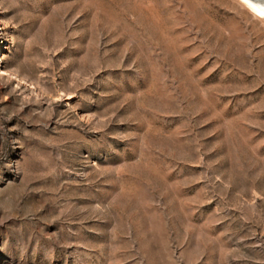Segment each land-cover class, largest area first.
I'll return each instance as SVG.
<instances>
[{
    "label": "rangeland",
    "instance_id": "1",
    "mask_svg": "<svg viewBox=\"0 0 264 264\" xmlns=\"http://www.w3.org/2000/svg\"><path fill=\"white\" fill-rule=\"evenodd\" d=\"M0 264H264V20L0 0Z\"/></svg>",
    "mask_w": 264,
    "mask_h": 264
},
{
    "label": "bare ground",
    "instance_id": "2",
    "mask_svg": "<svg viewBox=\"0 0 264 264\" xmlns=\"http://www.w3.org/2000/svg\"><path fill=\"white\" fill-rule=\"evenodd\" d=\"M255 16L264 20V0H239Z\"/></svg>",
    "mask_w": 264,
    "mask_h": 264
}]
</instances>
